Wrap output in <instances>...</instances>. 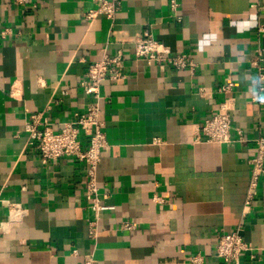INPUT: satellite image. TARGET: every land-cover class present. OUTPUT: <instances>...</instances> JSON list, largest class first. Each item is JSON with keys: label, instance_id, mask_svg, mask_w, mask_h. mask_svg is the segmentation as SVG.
<instances>
[{"label": "crops", "instance_id": "0c3cea01", "mask_svg": "<svg viewBox=\"0 0 264 264\" xmlns=\"http://www.w3.org/2000/svg\"><path fill=\"white\" fill-rule=\"evenodd\" d=\"M177 2L174 12L169 0H121L113 20L90 22L96 0H0V264H84L87 255L93 264H264V180L244 213L249 161L264 136L251 63L264 48V0L261 9L254 0ZM147 29L192 55L195 71L137 59L134 42ZM119 48L125 77L105 80L99 100L107 145L97 176L110 208L90 238L84 164L42 163L26 124L37 118L58 131L83 112L94 99L81 79ZM229 81L235 87L221 93ZM223 102L231 140L209 142L202 126ZM7 201L20 211L9 214ZM238 229L248 249L227 262L219 237Z\"/></svg>", "mask_w": 264, "mask_h": 264}, {"label": "built area", "instance_id": "2783aa9c", "mask_svg": "<svg viewBox=\"0 0 264 264\" xmlns=\"http://www.w3.org/2000/svg\"><path fill=\"white\" fill-rule=\"evenodd\" d=\"M18 4H25L27 0H13ZM172 11H177L179 3L177 0H169ZM252 7L263 8L258 0H254ZM97 7L84 13L88 21H93L102 15L113 20L120 8L121 0H96ZM264 9V8H263ZM178 17V16H177ZM180 18V16L178 17ZM258 35L264 32V24L258 29ZM256 54L251 58V63L256 69V82L260 91L264 90V48L258 46ZM134 54L137 59L147 64L169 66L176 70L189 69L194 72L197 66L192 55L186 52L175 53L163 42L155 38L151 30H144L143 34L134 42ZM124 50L119 48L114 54L105 53L101 59L91 63L80 81V85L86 94L94 99L83 112H78L73 119L64 122L58 131H54L49 125L39 127L40 122L35 118L26 124L27 144L34 148L42 161H55L64 156L74 157L85 166V195L90 203L94 218L88 221L89 237L96 238L98 235V221L103 210L110 208L104 205V195L101 193L98 182V166L102 158V150L107 145L104 132V121L101 117V88L102 83L107 80H118L124 78ZM235 87L234 81L222 84L218 90L221 93H230ZM259 102L264 98L258 96ZM231 106L223 102L220 109L205 120L202 133L207 141L226 144L231 140ZM87 141L86 146L84 145ZM250 182L245 197L244 213H248L252 203L258 194L261 180H264V136L256 139V154L249 161ZM6 206L9 214H16L21 206L16 202L7 201ZM13 214V215H14ZM11 215V216H13ZM124 228L131 229L132 224L125 222ZM248 249V246L240 232L236 230L219 237L216 247L217 256L227 262L237 261L239 256ZM200 263L201 259L193 258ZM84 264H93L91 255H87Z\"/></svg>", "mask_w": 264, "mask_h": 264}]
</instances>
